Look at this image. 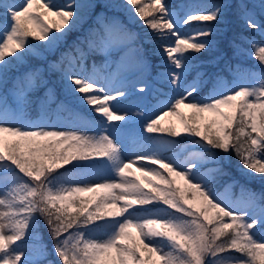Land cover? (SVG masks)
<instances>
[{
  "label": "snow or ice",
  "instance_id": "1",
  "mask_svg": "<svg viewBox=\"0 0 264 264\" xmlns=\"http://www.w3.org/2000/svg\"><path fill=\"white\" fill-rule=\"evenodd\" d=\"M118 6L150 30L144 43L162 57L160 75L173 94L158 100L151 115L121 107L133 92L149 89L142 79H131L148 69L147 57L142 45L133 46L138 33L97 15L96 25L52 67L60 66L69 94L92 106L99 120L61 102L57 116L70 112L84 130H58L49 123L54 91L40 102L38 119L27 111L41 70L13 78L11 88L9 74L28 57L41 55L35 40L54 53L93 5L0 0V264H264V191L241 186V196L233 198L235 181L223 191L214 187L218 175H227L223 163L229 153L245 175L264 179V41L245 38L261 71L238 72L232 87L206 73L188 83L192 53H219L212 56L217 62L225 54L211 38L221 35L219 29L188 34L183 28L192 21L223 24L234 8L246 29L264 37V0L259 13L250 0H222L183 16L167 0H123ZM232 46L241 51L235 41ZM94 53L104 60L89 70L85 60ZM206 83L212 87L204 97L200 90ZM137 115L146 117L140 137L151 147L126 161L130 147H142L125 138ZM170 115L180 116L182 127L162 125ZM89 127L95 128L91 134ZM140 161L149 163L133 171ZM96 176L105 179L91 182ZM41 220L53 242L52 260L40 239ZM28 241L34 242L31 249L22 247Z\"/></svg>",
  "mask_w": 264,
  "mask_h": 264
},
{
  "label": "trees",
  "instance_id": "2",
  "mask_svg": "<svg viewBox=\"0 0 264 264\" xmlns=\"http://www.w3.org/2000/svg\"><path fill=\"white\" fill-rule=\"evenodd\" d=\"M181 1L183 0H167V3L174 8H179L181 6ZM184 1H186L187 4L193 1L196 2V9L211 8L213 5L222 2V0ZM143 2L148 3L150 2V0H143ZM260 3L261 0H250V5L255 9L257 13L260 12ZM122 4L123 0H120V2L115 5H111L109 3V0H99L98 5L100 6L98 7V9H105L106 14L109 18H113L115 13L121 14L124 19L125 26L129 30L139 34V38L137 42H135V45H142L144 49V55L146 57H151L154 59V61H156L159 56L152 54L153 45L144 43L145 33L149 32L150 30L146 26H144L143 21H141L140 19L137 18L133 21L132 14L125 7L118 6ZM105 5H111V7H105ZM84 26L85 25L81 24L77 27L76 30L69 32L65 40L59 45L54 53L46 50L45 43L43 41H33V43L37 47V51L40 52L41 55L28 57L22 65L15 68L9 74V88H11V81L13 78L18 77L23 73L31 71L33 69L38 68L41 70V81L32 92L33 103L30 105L32 116H38L40 114V102L45 99L46 95H51L50 92L52 93L54 91L55 102L51 104V115L57 113L56 105L63 102L71 111L87 113L93 119L99 120V114L91 112L90 106L81 103L78 97L79 95L73 97L69 94V89L63 79L60 67H52L53 63L60 59V54L62 52L67 51L72 46L74 41H76L78 38H83L87 34L83 29ZM208 26H212L220 30L221 35L213 36L211 38L220 41V50L225 54L224 58L217 62L216 60L212 59V56L219 55V53H215L212 55H209L207 53H192L194 60L193 66L188 76V80L192 79L198 74L200 76L201 73H206L208 74V76H211L213 79H215L217 75L221 77L228 76L229 78H233L237 75L238 72H249L251 70L259 72L262 70L259 62L250 55L251 48L250 45L246 42L245 38L255 37L257 41H264V37H261L258 33L246 29L243 22L237 19L234 8L228 11L225 23L218 24L216 22L192 21L190 22V24L186 25V33L194 34L198 29ZM232 41H235V43L240 46L241 51L239 53H237L233 48ZM88 58L98 62H102L104 60V55L101 53H94L89 54ZM205 79L207 80V77H205ZM211 87L212 85L210 83H206L201 88L200 93H207V91L211 89ZM165 88L172 93L170 86H165ZM62 113H64L68 117H71L70 112L68 111H64ZM144 120L145 119H141L131 123L128 128L125 129V138L130 145L132 142H136L138 145H142V147L147 150L149 147H151V144L142 140L140 137ZM123 123V121L115 122V124ZM162 125L168 126V124ZM147 135L153 136L155 134ZM163 135L166 138H171L169 134ZM176 139H178L181 144L189 143V141L185 138ZM129 149L132 150L131 147ZM190 150L191 148L189 149V151ZM166 154L170 156L172 155V152L169 151ZM218 154L222 157L223 160L224 154ZM180 155L181 157H183L184 155H187V152L180 153ZM223 168L227 175H218L214 183V187L218 191L223 190L225 184L232 183L233 181H235L236 183L231 190L233 196L236 198L241 196V186L247 189H252L257 193L264 191V179H261L258 174L254 176L245 175L244 173L247 170L242 169L240 161L237 159L234 153L228 154V162L223 163ZM69 170L71 169L69 168ZM145 182L147 183V181ZM39 233L43 245H45L48 249L49 260L55 259V255L52 252L53 242L49 235L48 228L44 224L43 220L40 221Z\"/></svg>",
  "mask_w": 264,
  "mask_h": 264
},
{
  "label": "rangeland",
  "instance_id": "3",
  "mask_svg": "<svg viewBox=\"0 0 264 264\" xmlns=\"http://www.w3.org/2000/svg\"><path fill=\"white\" fill-rule=\"evenodd\" d=\"M16 2H19V0H16ZM45 2H47V0H45ZM54 2L58 5H64V4H67L69 2V0H54ZM79 2L91 3L93 5V7L87 9V11L84 15V18L81 22V24L85 25L83 29L86 31V33H88L89 29L96 25L95 22L97 21V15H101V16L107 15L106 10L105 9L99 10L98 7L95 6V5L99 4V0H79ZM118 2H120V0H109V3L111 5H115ZM175 9L177 10V12L181 16H183V15H185V13H187L189 11H193L194 9H196V2L193 1V2H190L189 4H187L186 1L183 0V1H181V6L179 8H175ZM113 18H115L117 20V22L122 23L125 26V22H124V19H123L121 14L115 13ZM45 19H48V17H45ZM183 28H184V32L186 33V31H187L186 25H184ZM135 42H137V41H135ZM44 43H46V42H44ZM133 46H135V44ZM115 58L116 57H111L109 59L111 60V59H115ZM147 62H148L149 67L142 74V76L140 74H132L131 79L133 81L142 79L144 82H146L149 85V89L146 90V92L143 94H140L138 92H133V94L130 97H128L127 99H125L121 102V107L124 110L132 112L134 114L147 112L148 115H151L152 110H153V106L156 105L158 100L164 99L165 96H170L173 94L165 88V86H170V85L160 75V73L165 70V65H164V62L162 60V57L159 56V58L156 61H154L152 58L147 57ZM94 63L98 65L101 62L98 63L97 61L86 59L85 60V67L87 69L91 70ZM58 67H59V65H58ZM65 67H66V65H65ZM249 72H255V71L251 70ZM189 74H190V72H189ZM189 74H188V76H189ZM236 76H234L233 78H229L228 76L222 77L227 87H232L233 82L236 79ZM199 79H200V76L198 74L195 77H193L192 79L188 80V83H191L193 80H199ZM139 86L140 85L137 84V88ZM186 86L187 85H185V87ZM209 91H210V89L207 91V93H203V94L200 93V94H201V96L206 97L209 95ZM50 94H52V93L50 92ZM186 103H187V101H186ZM27 111H28L29 117L31 119L36 120L39 118V115L38 116H32V110L30 109V106L27 109ZM182 111L185 114H189L192 111V109L183 108ZM205 115H207V114H205ZM51 116H52V118L49 121V123L56 125L58 130H84L82 125L76 124V122L72 118H69L64 114L59 113V116H57V113H55L54 115H51ZM142 118H146V117L137 115L135 120H140ZM161 123L162 124H168V125L174 123L178 128L182 127L181 118H180V116H177V115L166 116L162 119ZM74 125H76V126L74 127ZM87 131L91 134L95 131V128L89 127L87 129ZM140 151H144V149L142 147H137L134 150H128L126 152V156H125L126 161L128 159H135L136 153L140 152ZM145 164H148V161L138 162L136 165H134L133 171H135L136 168H139ZM69 171H71V170H69ZM136 175L142 177V174L138 171L136 172ZM104 179H105V177H103V176H96V177H91L90 181L94 182V183H99V182H103ZM181 183H183V182L181 181ZM221 191H223V190H221ZM231 195L233 196L232 190H231ZM233 198H236V197L233 196ZM33 243H34L33 241L27 242V243L23 244L22 247H24L26 249H31L33 247Z\"/></svg>",
  "mask_w": 264,
  "mask_h": 264
}]
</instances>
